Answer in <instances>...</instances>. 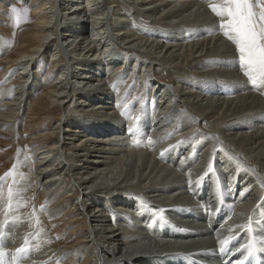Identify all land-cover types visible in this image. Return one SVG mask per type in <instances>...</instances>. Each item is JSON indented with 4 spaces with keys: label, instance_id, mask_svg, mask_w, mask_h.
I'll return each instance as SVG.
<instances>
[{
    "label": "bare ground",
    "instance_id": "6f19581e",
    "mask_svg": "<svg viewBox=\"0 0 264 264\" xmlns=\"http://www.w3.org/2000/svg\"><path fill=\"white\" fill-rule=\"evenodd\" d=\"M2 1V73L21 71L0 98V134L22 147L31 97L27 128H44L32 159L16 155L9 211L0 188V264H264V91L244 89L212 11L223 0H23L36 21L11 55L2 27L16 3ZM53 40L64 70L49 83L39 61ZM131 59L150 87L127 106ZM143 105L148 123L135 119Z\"/></svg>",
    "mask_w": 264,
    "mask_h": 264
},
{
    "label": "rangeland",
    "instance_id": "374dc122",
    "mask_svg": "<svg viewBox=\"0 0 264 264\" xmlns=\"http://www.w3.org/2000/svg\"><path fill=\"white\" fill-rule=\"evenodd\" d=\"M13 1H15L16 4H13V2L10 1V5L7 6V9L14 8L16 10V12H15L16 19H13L12 18L14 16V13H13V9H10L9 10V18H8L9 20H8V22H6L4 24V26H3L4 28L2 27V29L5 31L4 32V35H3L4 36V39H5L4 41L12 49L10 51V55L13 52H16L18 50V48L21 46L22 36L27 32V30H29L32 26H34V23H35L34 21H36L35 20V16H33L32 8L29 6V3L26 4V2H24L23 0H13ZM31 1L32 0H30V3H31ZM1 2H3V1L0 0V3ZM223 3H224V0H223ZM252 4H253V11L257 15V22L259 23L258 17H259L260 11L262 10V6H264V0H252ZM3 7H5V6H3ZM24 10L26 11V13H22L21 12V11L25 12ZM23 14H24V16H23ZM6 15L8 16V14H6ZM10 15H12L11 18H10ZM106 16L107 15H104V17H106ZM23 17H25V18H23ZM66 17H68V16H66ZM86 20H87V18H86ZM86 20H84V22ZM83 25H87V24H83ZM66 30L67 29H65V31ZM140 30L142 31L141 28H140ZM208 31H210V33ZM213 32H214V30H206V31L203 30V31H201L199 33L201 34L200 36H206V37H209L210 34H211V36H214V35L218 36L217 34H214L213 35L212 34ZM5 33H7V34H5ZM219 36H221V35H219ZM52 38H54V37H52ZM228 40L229 39L227 38L226 41H228ZM229 42H231L232 45L235 44L234 41H232V40H230ZM57 45H58V42H56V41L53 40V42H51L50 49L48 51H46V53L44 54V57L41 59V61H39L40 71H43V73H41V75H40V78H42V79L44 78L45 79L46 77H48V82L49 83L55 82L57 80V77L64 70L63 69L64 68L63 66H61L59 70L52 69V65L51 64L53 63V61H52L53 59H52L51 55L52 54H56L55 52H58ZM234 46H233V48H234ZM105 49H106V47H103L102 48V50L104 52H105ZM111 49H112V47L109 48V51ZM116 52L119 53V50L118 51L116 50ZM123 56H124V58H127L128 57L126 55H123ZM233 57L236 59V55L233 54ZM10 58H11V56H10ZM58 59H59V57L56 58V60H58ZM235 59H234V61H235ZM63 60L60 59V61L58 62V64L59 65H65V63H68L67 59H63ZM121 61H120V63H121ZM135 64L136 63L134 62V60L131 59L130 66H129V64H126L127 67H128V71H126L125 74H124V84L126 82L128 84L125 87V89H129L131 87H134V88H132V91L130 90V93L126 92V97L124 98L123 103L126 104V105L128 104L127 106H131L133 103H135L139 99L141 100L142 97L145 94V90L149 89V87H150V85L148 83V82H150V80H147L146 78L143 79V78L137 76L136 73H134L132 71L131 67L133 68L135 66ZM5 67H6V65H4L2 63V61L0 60V77H1L0 80L2 81V82L0 81V85H2V86H0V88H1L0 98H2V97L4 98L5 97V93L7 94L8 92H10V90L12 89L11 87H14V86H16L18 84V77H16V75H17L18 72L21 71V69H18V71H16L11 76V72L16 68V66L10 67L7 64V73L5 75H3L2 72L5 70ZM41 68H42V70H41ZM243 69L244 68H242V67L241 68L238 67V73L241 72L243 74L242 75L241 73H239V77L243 81L242 83L245 86L244 89L245 90L248 89L249 92H250V94L253 93L252 91L256 92L255 90L257 89V93H256L257 95H256V97L258 96V99H260L259 96H262L263 91H264V88H263L264 87V85H263L264 83L258 82V84L256 86H253L252 83H251L250 78L245 75V71L246 70H243ZM240 74L242 76H240ZM4 76H6V77H4ZM105 78L106 79H108V78L111 79V76H107ZM243 78H244V80H243ZM74 85H77V84H74ZM246 87H247V89H246ZM248 87H250V89ZM42 91L43 90L41 89V92ZM133 91H134V93H133V95H131V93ZM258 91H260V93ZM221 92H225V91H221ZM263 98H264V94H263V96H262V98L260 100H263ZM33 100H34V97H31V98L28 99V103L26 104V114H24L23 122H22L21 127H20V131H22V132H20V134H22V135L24 134V138L21 140L22 147H20V145H18V144H16L14 146L16 140H13L10 144H7L10 141L9 138H7L6 136H2L0 134V183H1L0 185H2V186H0V188L2 187L1 189H3V190L1 192L3 193V196H4V199H5L6 205L8 204L7 205V209H8L7 211H9L10 202H11V199H12V196H13V192H12V190H13L12 184H13V181H14V173L13 172L15 171L14 169H16V166L15 165H17V160H18L17 156H18V153L20 151H23L24 150L28 154V157L30 159H32V155H33L32 151H33L34 148H32V145H31L30 141L33 140L38 135L39 131L40 130H43V128H44V121H43V125H42V127H41L40 130H37V127H36L37 125L33 129H32V127H28L27 128V124H26L27 123V121H26L27 112L29 111V108L31 106V102ZM132 110L133 109H128L126 112H124L122 114V116H121L122 118H119L121 124L130 121V119H129L130 116H128L127 113H129L131 115L133 113ZM40 116L37 117V120H36L35 123H37V121L39 122L41 119H43L45 117V116H41L42 117L41 118ZM55 116H58V115H55ZM139 116H142L144 118V123H148V121L150 122L151 120H153L155 118V116L151 112V110L148 109V107H146L145 105H143V108H142L141 113L139 115H136V118L135 119H137V117H139ZM134 126L136 127V129H138V130H136V133H137L136 134L137 135L136 137H139L140 136L139 130H140V127L141 126H137V125H134ZM34 132L36 133V135H35ZM26 133H27V135H26ZM16 143H17V141H16ZM134 144H137V139L134 141ZM7 145H13L14 147H9ZM173 149H170V150H173ZM170 150H168V151H170ZM128 151H132V150H128ZM165 162L166 161H164L163 163H165ZM9 190H11V193H12L11 195H9ZM39 195H40V191L36 190V192L34 193V197L32 196L33 198H31L32 203L31 202H28L27 205L23 208L22 212H24L26 209H27L26 213H28V214L32 213V211L35 212L36 209H37V202H38ZM7 201H9V202H7ZM3 217L5 218V217H7V215L6 216L4 215ZM28 217H29V215H28ZM34 223L35 222H33V224ZM26 224H27V222H26ZM28 227H30V228H28V230H30L31 229V226H28ZM26 232L28 233V231H26Z\"/></svg>",
    "mask_w": 264,
    "mask_h": 264
},
{
    "label": "snow or ice",
    "instance_id": "6c2138e0",
    "mask_svg": "<svg viewBox=\"0 0 264 264\" xmlns=\"http://www.w3.org/2000/svg\"><path fill=\"white\" fill-rule=\"evenodd\" d=\"M212 11L217 16L227 18L220 27L225 29L224 35L236 44L240 65L246 70L245 75L250 78L252 85L264 83V6L259 13V23L253 11L252 0H224L223 5L212 6ZM15 12L13 9V19H16ZM220 243L224 245L226 241L222 240ZM23 251L24 248L16 249L17 253ZM244 251L248 255L252 254L251 243L244 247ZM2 256L3 253L0 252V257ZM236 264H244V260H237Z\"/></svg>",
    "mask_w": 264,
    "mask_h": 264
}]
</instances>
